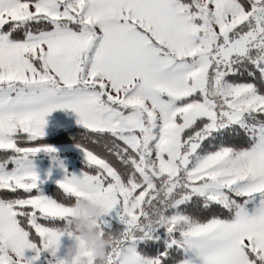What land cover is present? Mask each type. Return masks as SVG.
Wrapping results in <instances>:
<instances>
[{
  "label": "snow or ice",
  "instance_id": "1",
  "mask_svg": "<svg viewBox=\"0 0 264 264\" xmlns=\"http://www.w3.org/2000/svg\"><path fill=\"white\" fill-rule=\"evenodd\" d=\"M58 109L120 165L78 143L63 200ZM0 152V264H65L81 198L104 264H264V0H0Z\"/></svg>",
  "mask_w": 264,
  "mask_h": 264
},
{
  "label": "clouds",
  "instance_id": "2",
  "mask_svg": "<svg viewBox=\"0 0 264 264\" xmlns=\"http://www.w3.org/2000/svg\"><path fill=\"white\" fill-rule=\"evenodd\" d=\"M102 212L101 205L95 199L81 198L76 201L72 231L78 233V240L64 245L65 264H70L74 257L76 264H88V257L83 254L84 249L92 254L96 264H104L110 241L106 237H101L95 224V220L102 215Z\"/></svg>",
  "mask_w": 264,
  "mask_h": 264
},
{
  "label": "rangeland",
  "instance_id": "3",
  "mask_svg": "<svg viewBox=\"0 0 264 264\" xmlns=\"http://www.w3.org/2000/svg\"><path fill=\"white\" fill-rule=\"evenodd\" d=\"M48 117V116H47ZM45 127V136L44 138L51 137L58 133L59 131L69 129L72 127H80L74 126L78 124H72V122L64 121V120H54V118L48 119ZM23 135V134H22ZM57 149L55 153L56 156L59 157V160L63 162L64 168H60L59 165L53 161L49 154L44 152L38 153L36 157H34V164L37 172L39 173L41 179L44 180V183L41 185L42 190L46 193L52 186H58L57 181L61 180L64 176L65 169L71 173L79 174L80 170L83 168V157L82 153L77 146L73 145H62V146H52ZM10 154V153H9ZM5 153L0 152V159L4 157ZM83 170L94 171L92 169ZM51 173L49 176L48 174ZM48 194V193H46ZM119 225L117 221H113V225ZM68 240L65 239L64 243L67 244Z\"/></svg>",
  "mask_w": 264,
  "mask_h": 264
},
{
  "label": "trees",
  "instance_id": "4",
  "mask_svg": "<svg viewBox=\"0 0 264 264\" xmlns=\"http://www.w3.org/2000/svg\"><path fill=\"white\" fill-rule=\"evenodd\" d=\"M44 143L50 146H62V145H73L76 146L78 143L83 147L93 151L95 154L100 155L112 162L116 167H120L118 162L115 160V157L110 156L104 148V139L98 137L96 134L91 133L87 130L82 129V127H72L59 131L55 135L43 138ZM19 146L28 147L36 146L35 143H25L23 140L20 141ZM84 166V165H82ZM87 169V168H86ZM56 186L50 187L46 190V193L53 195L54 197L63 200V197L60 195L59 190L56 189ZM65 203H73L72 200H65ZM114 228H119L120 225H113Z\"/></svg>",
  "mask_w": 264,
  "mask_h": 264
},
{
  "label": "crops",
  "instance_id": "5",
  "mask_svg": "<svg viewBox=\"0 0 264 264\" xmlns=\"http://www.w3.org/2000/svg\"><path fill=\"white\" fill-rule=\"evenodd\" d=\"M46 118L48 119L54 118V120H64V121L72 122V124H77V117L75 113L71 112L70 110H59L58 109L56 111H53ZM74 126H80V125H74ZM66 243H69V241H67Z\"/></svg>",
  "mask_w": 264,
  "mask_h": 264
}]
</instances>
